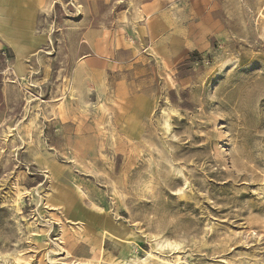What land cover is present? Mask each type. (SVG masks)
<instances>
[{
	"label": "rangeland",
	"instance_id": "1",
	"mask_svg": "<svg viewBox=\"0 0 264 264\" xmlns=\"http://www.w3.org/2000/svg\"><path fill=\"white\" fill-rule=\"evenodd\" d=\"M6 9L0 264H264V0Z\"/></svg>",
	"mask_w": 264,
	"mask_h": 264
},
{
	"label": "crops",
	"instance_id": "2",
	"mask_svg": "<svg viewBox=\"0 0 264 264\" xmlns=\"http://www.w3.org/2000/svg\"><path fill=\"white\" fill-rule=\"evenodd\" d=\"M10 13L9 10L6 9V0H0V14L2 15L0 17V26L2 27L3 31H4V28L3 27V24H7L9 21H8V14ZM14 33H16L19 37V35L23 38V41H27V38L24 39L25 35H24V32L22 31V28H21V25H20V20L17 19L14 21ZM9 28L6 27V32H8Z\"/></svg>",
	"mask_w": 264,
	"mask_h": 264
}]
</instances>
